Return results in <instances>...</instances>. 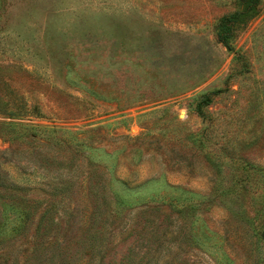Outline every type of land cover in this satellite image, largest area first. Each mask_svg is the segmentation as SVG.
<instances>
[{
	"label": "rangeland",
	"instance_id": "obj_1",
	"mask_svg": "<svg viewBox=\"0 0 264 264\" xmlns=\"http://www.w3.org/2000/svg\"><path fill=\"white\" fill-rule=\"evenodd\" d=\"M235 13L227 48L218 26ZM39 155L72 160L73 182L96 163L133 208L79 239L95 226L76 184L43 229ZM10 204L21 214L1 215L0 264H50L66 245L88 261L90 242L104 264L125 260L148 246L129 237L135 219L150 224L145 264H264V0H0V211Z\"/></svg>",
	"mask_w": 264,
	"mask_h": 264
},
{
	"label": "trees",
	"instance_id": "obj_2",
	"mask_svg": "<svg viewBox=\"0 0 264 264\" xmlns=\"http://www.w3.org/2000/svg\"><path fill=\"white\" fill-rule=\"evenodd\" d=\"M254 7L255 4L250 2L247 5H245L244 11L247 13L249 12L250 15H253ZM244 15H242L241 13H235L227 17H224L221 20L218 26L217 37H218V41L221 44H223V46L230 48L228 40L231 35L230 34L231 30L236 25V23H238L243 19ZM206 99L207 100L205 101V103H208L209 102L208 96L206 97ZM36 132L39 131H34L32 137L33 138L37 137L38 139L44 140L43 145L47 146V148L50 147L51 144L48 141L47 138L48 136L39 138L36 135ZM40 132H43L48 135L50 134L49 136H52L53 138L52 142L55 145H60L62 147V145L66 144L67 142L65 141V139L62 140L60 139V137H57V135L55 134L57 132L55 131L42 130ZM70 138L73 139V137ZM38 161L40 166L39 168L42 169V172L44 173L42 179L44 180V183L49 187V190L45 193L48 198L47 199L48 208L44 210L39 221V224L43 227V229H46L48 225H52V226L55 225V219H54L55 216L53 213L54 211H56V209L59 208L66 210L68 212L67 208L65 207L67 204L66 201L69 198V191L74 186L76 187V184H78L82 189L83 187H85V190L87 191V192L82 191L81 195H84L83 198L85 201V206L91 208V212L87 219H89V222L91 221L90 223L94 224L95 226L94 229H90V224H88L87 229L82 233L83 237L79 239H100L98 235H100V233L102 235L103 233L102 229H104L103 227L104 225L99 224L97 227V224L95 225V223L98 220L102 222L106 214L110 216V213L113 212L112 209L114 207L125 208L132 206L133 208V205H130L131 200L134 201L133 199L134 194L131 192L132 190L130 188H126L127 186L116 178H112L110 180L107 179L104 171L102 172V170L99 169V166L96 163L90 164V170H89L90 172L88 171L89 172L88 176L85 175L82 177L80 181L73 182L71 178L70 179L68 177L64 178V174L67 176L68 173L70 174L71 171H73V167L75 164L72 160L67 161L66 163L57 164L55 159L53 158H50L48 156H40V159ZM113 187L115 188L125 187L128 190V193H126L125 195L123 194L121 195L120 193H118L117 190L115 189L113 190ZM15 207L16 206L11 204L9 205V208L3 207V210L0 211V219L2 215L3 219L5 220L8 219L11 221L12 219L10 218V216H14L17 213H19L20 215L21 214L20 211H16L15 209H13ZM100 211L103 212L105 211L104 216L99 215ZM7 215H9V217H7ZM135 223H136V219L134 221L133 232L129 234V237L137 238V239L139 238L145 239V241L148 244L146 250L143 251V253L141 254L139 253L140 250L136 251L134 254H132L133 251H129L125 260L124 258H122L119 261H112L111 263L109 262L108 264H145L151 252L155 253V251H151L152 241H150L149 228L147 227L148 225H150L149 221L144 222L140 230H137L138 224L137 226H135ZM89 245L91 247V251L89 247L82 248L83 251L88 252L87 251L88 249L90 251V256H89L90 258L88 261L87 259L85 261L83 260L77 261L75 254L72 253V249H70V247L66 245L62 248L59 247L60 253L56 255V257L51 259L49 262L50 264H83L84 262L87 261L85 264H104L102 256L98 258L96 255H94L93 252H96L95 251L96 248H94L92 242H90ZM65 247L68 252L66 254L67 257L62 256ZM70 251L72 255L69 257Z\"/></svg>",
	"mask_w": 264,
	"mask_h": 264
}]
</instances>
